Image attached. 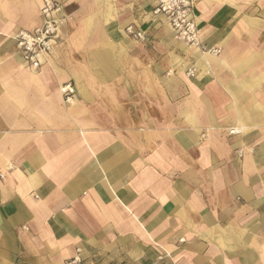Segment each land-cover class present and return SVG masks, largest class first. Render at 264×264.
<instances>
[{
	"label": "crops",
	"instance_id": "crops-1",
	"mask_svg": "<svg viewBox=\"0 0 264 264\" xmlns=\"http://www.w3.org/2000/svg\"><path fill=\"white\" fill-rule=\"evenodd\" d=\"M50 1L33 68L43 0H0V264H264V0L196 2L216 53L155 0Z\"/></svg>",
	"mask_w": 264,
	"mask_h": 264
},
{
	"label": "built area",
	"instance_id": "built-area-1",
	"mask_svg": "<svg viewBox=\"0 0 264 264\" xmlns=\"http://www.w3.org/2000/svg\"><path fill=\"white\" fill-rule=\"evenodd\" d=\"M198 0H155L153 12L163 15L173 33L175 39L183 41L188 45L200 47L203 51L210 53L218 52L217 49L206 50L201 42V29L196 24L193 17V10ZM59 7L53 4L50 0H43L41 12L44 16L43 24L32 32L19 31L15 36L17 47L22 51L23 59L31 67L36 68L40 64L41 58L48 54L56 43L58 37V23L52 16L54 11ZM125 31L136 39H143V33L134 28L133 25H128ZM195 68L192 67L187 71L192 74ZM66 100L72 94L73 89L70 85H65L61 89ZM233 132V131H231ZM164 256H158L156 264H161ZM80 249L76 250V255L65 262V264H80ZM117 264H127L119 262ZM135 264H145L136 262Z\"/></svg>",
	"mask_w": 264,
	"mask_h": 264
}]
</instances>
